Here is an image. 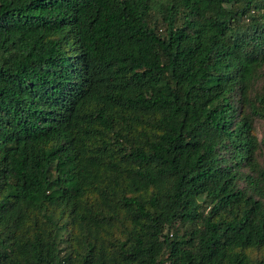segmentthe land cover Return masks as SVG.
I'll return each instance as SVG.
<instances>
[{
  "label": "trees",
  "instance_id": "16d2710c",
  "mask_svg": "<svg viewBox=\"0 0 264 264\" xmlns=\"http://www.w3.org/2000/svg\"><path fill=\"white\" fill-rule=\"evenodd\" d=\"M260 152L264 0H0V264H264Z\"/></svg>",
  "mask_w": 264,
  "mask_h": 264
},
{
  "label": "rangeland",
  "instance_id": "374dc122",
  "mask_svg": "<svg viewBox=\"0 0 264 264\" xmlns=\"http://www.w3.org/2000/svg\"><path fill=\"white\" fill-rule=\"evenodd\" d=\"M255 132L258 135V137L263 135V126L261 122L256 121L255 122ZM258 161L261 163V165L264 166V153L260 152L257 154Z\"/></svg>",
  "mask_w": 264,
  "mask_h": 264
}]
</instances>
